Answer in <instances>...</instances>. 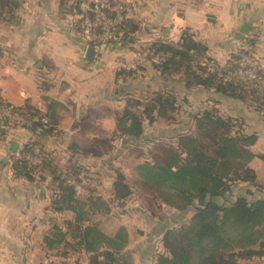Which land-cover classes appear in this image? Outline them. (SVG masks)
Masks as SVG:
<instances>
[{"label": "crops", "instance_id": "obj_1", "mask_svg": "<svg viewBox=\"0 0 264 264\" xmlns=\"http://www.w3.org/2000/svg\"><path fill=\"white\" fill-rule=\"evenodd\" d=\"M118 1L134 7L124 31L127 38L101 46L94 60L86 59L88 46L81 35L77 0H14L15 5L0 14L1 97L15 107L29 104L43 113L53 103L52 115L57 122L51 135L37 140L46 153H51L53 164L32 182L16 176L13 170L14 156L31 139V132L17 130L9 139L0 138V264L61 263L47 250L44 238L53 222L71 219L73 214L51 212L54 171L66 174L81 168L89 172L88 184L81 178L83 173L78 176L79 196L87 197L92 192L110 201L115 171L127 177L121 168L125 167L124 160L139 152L136 163L145 162L147 140L177 139L191 130L194 116L213 108L223 117L241 122L245 133L255 134L258 141L252 151L264 154V113L212 90L187 87L182 75L164 76L146 55L154 42L178 45L186 36L193 48H201L206 60L225 66L240 50L251 47L264 77V0ZM246 25L249 33L238 40ZM155 93L174 98L178 109L167 118L155 114L152 125L146 121L144 135L135 147L115 141L101 158L82 151L95 140L112 136L117 129V113L130 99L148 101ZM77 146L79 149L74 150ZM251 168L264 185V162L255 158ZM243 185L259 195L258 199H264V191ZM131 201L139 203L131 198L122 206L113 205L109 217L115 216L117 209L129 211L126 207ZM126 214L123 212L122 226L130 236L129 252L133 240ZM137 232L148 236L145 240L154 239L152 230L149 235L143 230ZM162 235L163 231L155 235L160 247L157 252L162 251ZM77 259L88 264L85 254L73 256L70 262ZM250 264H264V259Z\"/></svg>", "mask_w": 264, "mask_h": 264}, {"label": "trees", "instance_id": "obj_2", "mask_svg": "<svg viewBox=\"0 0 264 264\" xmlns=\"http://www.w3.org/2000/svg\"><path fill=\"white\" fill-rule=\"evenodd\" d=\"M14 5V0H0V14ZM127 23L126 20L124 29ZM126 36L124 34L123 40ZM146 55L147 61L164 76L182 75L187 87L212 90L264 113V92L251 85L222 81L207 66L212 61L205 59L200 47L193 48L186 36L178 45L154 42ZM154 56L165 60L157 63ZM233 59L236 54L224 67L231 65ZM52 105L47 113L29 104L16 109L33 119L47 117L49 127L43 130V136H48L57 125ZM176 109L174 98L164 93H155L148 101L130 99L127 107L117 113V129L112 136L97 139L82 151L101 158L104 152L112 149L115 141H124L126 147L136 146L144 135L146 121L152 125L155 114L167 118ZM192 119L191 130L178 136L175 143L162 141L156 146L159 162L152 167L172 173V178L141 172L133 188L125 174L116 170L113 199L106 201L92 192L87 197L79 196L76 189L78 176L85 172L89 177V172L81 168L66 174L54 171L51 212L73 214L71 219L53 222L51 232L44 238L47 250L61 259L60 264H81L80 259L70 262V258L78 254H85L88 264H131L127 228L120 226L109 234L96 221L100 216L110 215L113 205L122 206L131 198L140 204L144 199L154 200L160 209L175 211L180 216L192 213L181 225L164 229L162 251L155 252L154 264H250L264 259V199H227L234 187L243 184L264 191V185L257 181L251 168L255 158L264 162V154L257 155L252 151L258 137L245 133L241 122L223 117L215 108ZM39 125V122L35 123V127ZM24 151H30V148L26 147ZM52 164L51 158L39 169L26 161H15L13 170L16 176L32 182ZM248 194L252 196L254 192L249 190ZM218 199H223V204Z\"/></svg>", "mask_w": 264, "mask_h": 264}, {"label": "built area", "instance_id": "obj_3", "mask_svg": "<svg viewBox=\"0 0 264 264\" xmlns=\"http://www.w3.org/2000/svg\"><path fill=\"white\" fill-rule=\"evenodd\" d=\"M79 9V19L81 35L88 48L119 42L124 36V24L133 14L134 7L118 0H77ZM236 53L229 66H219L210 62L207 66L214 71L224 82H239L251 85L253 88L264 92V77L261 75V65L251 47ZM157 63L165 60L163 57L154 56ZM39 126L35 127V123ZM49 127V119H33L19 112L15 106L6 102L0 95V138L6 140L17 130H28L31 132V139L18 152L13 159L15 161H26L30 165L42 168L45 161L52 158L51 153H46L45 149L37 142L43 136V130ZM28 147L30 151L25 152ZM82 180L87 184L88 174L83 173ZM91 179V178H90ZM93 181V179H91ZM75 184L73 181H68Z\"/></svg>", "mask_w": 264, "mask_h": 264}, {"label": "rangeland", "instance_id": "obj_4", "mask_svg": "<svg viewBox=\"0 0 264 264\" xmlns=\"http://www.w3.org/2000/svg\"><path fill=\"white\" fill-rule=\"evenodd\" d=\"M157 141V140H156ZM149 142L146 141L145 151L143 159H145V162L136 163L135 156L139 157V152L132 153V157L126 159L123 161L125 167L124 172L127 174V182L131 187L135 188V181L138 179V174L143 173H149V174H157L163 177H169L172 178V173L167 172H160L153 168L155 162H159L158 156L155 154H158V149H156L157 144L159 142ZM160 141H169L172 143L176 142V138H167L162 139ZM135 147V146H134ZM162 159V158H161ZM135 162V163H134ZM262 179L264 180V174L261 172ZM240 197H247L249 200H256L259 198V195H249L248 194V187L242 185L237 186L232 189V191L228 194L227 199L229 201H234ZM148 198V197H146ZM226 199V200H227ZM143 201V199H141ZM152 201V202H151ZM218 201L223 204V199H218ZM159 205L151 199H144L143 203L135 204L133 201L129 204V207H126L129 209V211H123L124 209H117L115 211V216H100L96 219L100 223V228L105 231L106 233L112 234L114 233L118 227L122 226L123 222V212H126L127 216L129 217V224L131 226V232H132V245H131V264H152L151 259L154 257L155 252H157L158 243L155 239V235H160L162 231H164L165 228H173L181 225L185 220H188L192 213H189L185 216H180L179 213L173 212L172 210L165 209L162 210L158 207ZM139 208L142 210L140 211ZM163 224V227H161ZM166 226V227H164ZM150 234L152 230V234L154 239L151 241L145 240L148 236H141L137 231L138 230ZM137 230V231H136ZM162 230V231H161ZM141 232V233H143ZM144 238V239H143ZM143 240V241H142ZM141 243L139 245V248L136 247L138 243ZM143 244V245H142ZM134 248V249H133Z\"/></svg>", "mask_w": 264, "mask_h": 264}, {"label": "water", "instance_id": "obj_5", "mask_svg": "<svg viewBox=\"0 0 264 264\" xmlns=\"http://www.w3.org/2000/svg\"><path fill=\"white\" fill-rule=\"evenodd\" d=\"M250 31V27L249 26H243V28H241L238 36H237V39L238 40H242L245 38V36L249 33ZM190 44L192 46H194L193 42L190 41ZM97 52H98V48L96 47H89L88 50H87V55H86V59L87 60H94L96 55H97Z\"/></svg>", "mask_w": 264, "mask_h": 264}]
</instances>
